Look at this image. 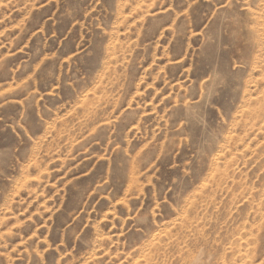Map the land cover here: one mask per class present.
<instances>
[{"label": "rangeland", "instance_id": "obj_1", "mask_svg": "<svg viewBox=\"0 0 264 264\" xmlns=\"http://www.w3.org/2000/svg\"><path fill=\"white\" fill-rule=\"evenodd\" d=\"M0 264H264V0H0Z\"/></svg>", "mask_w": 264, "mask_h": 264}]
</instances>
